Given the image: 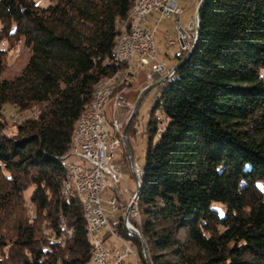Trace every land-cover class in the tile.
<instances>
[{"label": "trees", "instance_id": "obj_1", "mask_svg": "<svg viewBox=\"0 0 264 264\" xmlns=\"http://www.w3.org/2000/svg\"><path fill=\"white\" fill-rule=\"evenodd\" d=\"M132 5L0 0V38L29 52L4 79L0 50V264H91L81 203L62 184L78 118L122 67L113 50ZM195 20L149 114L135 231L116 229L139 250L141 237L150 264H264V0H203ZM5 106L38 113L8 138Z\"/></svg>", "mask_w": 264, "mask_h": 264}, {"label": "built area", "instance_id": "obj_2", "mask_svg": "<svg viewBox=\"0 0 264 264\" xmlns=\"http://www.w3.org/2000/svg\"><path fill=\"white\" fill-rule=\"evenodd\" d=\"M179 1L139 0V8L133 24V35L127 37V41L119 50L118 59H114L115 62H123V65H127V77L125 81H117L115 73L108 78L99 93V103L107 102V111H100L98 104L91 114L87 115L79 145H75L74 152H70L67 158L70 172L75 178L80 179L82 190L88 195L91 207L96 214V238L100 231L105 230V236L120 245L118 248L109 249L102 240L97 238L96 264H123L124 259L132 255V245H129V240L116 238L117 229L112 227L103 211L104 200L101 197L103 191L110 189L115 193L110 196L107 203L110 206V213L119 211L123 214L118 224L122 229L135 231L134 225L131 223L130 198L132 192L126 188V183H124L125 187L120 189L119 185L121 182H125V179L120 165L115 161V158L120 155L123 124L112 119L110 125L113 133H109L104 127L107 121L106 112L108 109L112 112L125 110L129 106L126 95L139 74L145 73L146 81L153 84H160L171 79L173 69H167L158 60L154 39L157 29L149 27L148 17L156 14L158 22L172 17L177 43H179L181 51L184 52L191 43L194 18L191 20V27L180 26ZM167 39L169 45L175 44L170 37ZM130 57H137V73H130ZM111 93H119L117 105H110ZM131 170L136 182L138 167L131 165ZM135 237H137L136 233Z\"/></svg>", "mask_w": 264, "mask_h": 264}, {"label": "rangeland", "instance_id": "obj_3", "mask_svg": "<svg viewBox=\"0 0 264 264\" xmlns=\"http://www.w3.org/2000/svg\"><path fill=\"white\" fill-rule=\"evenodd\" d=\"M33 1L40 7H45L48 4V0H33ZM179 7L181 10L180 25L183 26L187 18H188V23H190L193 17H195V11H193L194 10L193 5L189 1L188 4L185 3L184 5L179 3ZM159 30L164 32L165 40L163 41V38L160 37V39L156 41L157 43L158 41L159 42L162 41L161 45L163 51L161 50V52H159V50L157 48L156 49L158 50V53L164 52L163 54L168 55L167 56L168 60L163 59V62H165L167 69L172 70L179 64L177 56L181 55V53L185 54V52L181 51L179 43H177L176 33L173 30L172 22H169L168 24L162 23L159 26ZM168 36L172 41L176 43L175 46H170L168 44V39H167ZM0 50H2L4 53L2 78L11 79L14 76L18 75L22 70V68L25 66L27 59L29 57V52L23 46V43L21 41L7 42L5 40H2L1 38H0ZM150 86L152 85L150 84L148 87ZM158 86L153 87L141 97L135 111L136 114L134 113L135 114L134 119H132L133 118L132 112L134 110V106L140 94L144 90H142L141 92H137L135 94H132V92H130L129 94L126 95V99L129 106L125 110H115L113 112V116L109 112H106L107 121L105 122L104 127L111 134L113 133V131L110 125V120L116 119L122 122L124 129L125 125L129 122L132 116L129 123V125L132 124V127L129 130L128 137L126 131L127 146L124 144V140L122 139L120 155L115 158L116 163L119 164L121 167L122 174L125 179V182H121V184L119 185L121 190L125 187L124 183H126V188L129 190V192L134 193L136 190L135 178L131 170V165H136L140 170H142L144 167L145 152L148 141L146 126L149 120L150 111L155 105L157 98L160 94V90ZM105 111H107V109ZM37 113H38L37 108L20 112L10 106H5L2 111V123L4 125L3 134L8 138L16 137L18 134L17 127L22 125L25 120L35 118V116H37ZM123 129H122V133H123ZM161 129H163V125L160 124L158 130L161 131ZM113 194L115 193L112 190L106 189L105 191L102 192L101 197L104 200L103 211L106 217L108 218V220L111 222L112 227L116 229L118 222L123 217V214L119 211L113 214L109 212L110 206L108 205L107 201L110 198V196H112ZM30 195H31V188H28L27 190L24 191L23 198L26 201H29ZM216 205L217 204H213V207ZM27 210L29 216H32L33 212L31 211L29 205H27ZM131 223L134 222L131 221ZM104 232L105 230L100 231L97 234V238L99 234ZM135 238L140 240L141 248L139 250L137 247H135L132 240L129 239L131 241L129 245H132L131 249L133 254L126 257L124 259L123 264H150L147 250L146 252H144V250L142 249V244L144 245V243L142 242L141 237L139 238L135 237ZM91 243H93V241H91ZM104 244L107 248L120 247V245L111 238H109Z\"/></svg>", "mask_w": 264, "mask_h": 264}, {"label": "bare ground", "instance_id": "obj_4", "mask_svg": "<svg viewBox=\"0 0 264 264\" xmlns=\"http://www.w3.org/2000/svg\"><path fill=\"white\" fill-rule=\"evenodd\" d=\"M138 8H139V0H133V5L128 15V28L121 30L115 42V46L113 50L114 59H118L119 50L124 45V43L127 41V37H132L133 35V24L137 16ZM196 32H197L196 20H194L191 43L184 50L185 53H188L189 51L192 50L193 45L196 41V38H195ZM117 63H120L122 65V67L116 73L117 81H125L127 77V65H123V62H117ZM130 73H137V57H130ZM172 73L173 74L175 73V69L172 71ZM107 81L108 79L103 80L102 82H100L94 87L93 96H92V100L90 104L88 105L85 112H83L81 116L78 118L75 124L69 154L70 152H74L75 145H79L80 135L83 130V125H84L87 115H90L91 112L94 110V108L98 104H99V110L104 111L105 104L107 102L99 103V93L102 87H104V85L107 83ZM110 101L112 102L113 105H117L119 101V93H111ZM140 182H141V172L138 168L137 174H136V182H135L136 190L134 193H131V198H130V207L132 208V214H131L132 221H137L139 218L138 207H137V193L139 191H137V189L140 187ZM62 189H63L62 191H63L64 197H70L74 194L73 196L76 195L81 203L83 214H84L86 233L90 241H93L91 255H90L91 264H96L97 263V256H96L97 239L95 236L96 214L91 207V202L88 198V195L86 194L85 191L82 190V184L80 183V179L75 178V176L70 172L69 163L67 164V174L62 184ZM116 238L123 240L117 231H116Z\"/></svg>", "mask_w": 264, "mask_h": 264}, {"label": "crops", "instance_id": "obj_5", "mask_svg": "<svg viewBox=\"0 0 264 264\" xmlns=\"http://www.w3.org/2000/svg\"><path fill=\"white\" fill-rule=\"evenodd\" d=\"M188 1L190 2V3H192V5H193V11H195V15H196V9H197V7H198V4L200 3V1L201 0H180L179 1V3L180 4H185V3H187L188 4ZM196 17V16H195ZM195 17H193L194 19H193V22H194V20H195ZM158 18H157V15L156 14H152L151 16H149L148 17V23H149V27H151V28H154V27H156V33H155V35H154V39H155V45H156V48L159 50V52H161V50H162V41H158V43L156 42L157 40H159L160 39V37H162L163 38V41L165 40V34H164V32H162V31H160L159 30V26L163 23H165V24H168L169 22H172V25H173V27H174V19L172 18V17H169V18H167V19H165V20H163V21H160V22H158V20H157ZM180 20H181V17L179 16V24H180ZM169 21V22H168ZM191 22V21H190ZM188 25H189V23H188V18H187V20L185 21V23H184V25L182 26V25H180L181 27H188ZM173 30H174V28H173ZM169 37V36H168ZM176 44V43H175ZM175 44H173V45H170V46H175ZM164 45V44H163ZM158 50H157V52H158ZM163 51V50H162ZM164 53V52H163ZM163 53H158V60H159V62H161V63H163L165 66H166V64H165V62H163V59L164 60H168V55H165V54H163ZM166 68H167V66H166ZM176 68V67H175ZM174 68V69H175ZM173 69V70H174ZM171 70V69H170ZM172 70V71H173ZM145 73H141V74H139V76H137V78L134 80V82H133V84H132V87L130 88V91H129V93L130 92H132V94H135V93H137V92H141L142 90H145L146 88H148V86L151 84V85H155V84H153L152 82H147L146 81V78H145ZM128 93V94H129ZM110 105H113L112 104V102L110 101ZM107 109V103L105 104V108H104V111ZM108 112L113 116V112L110 110V109H108ZM111 121V120H110ZM98 238L100 239V240H102L103 241V243H105L109 238H107L106 236H105V232L104 233H101V234H99L98 235ZM105 245V244H104ZM109 249H113L112 247H110Z\"/></svg>", "mask_w": 264, "mask_h": 264}, {"label": "water", "instance_id": "obj_6", "mask_svg": "<svg viewBox=\"0 0 264 264\" xmlns=\"http://www.w3.org/2000/svg\"><path fill=\"white\" fill-rule=\"evenodd\" d=\"M202 1L203 0H201L200 1V3L198 4V7H197V9H196V17H197V20L199 21V9H200V6H201V3H202ZM192 26V22H190L189 23V25H188V27H191ZM198 28V27H197ZM190 53L191 52H189L187 55H186V57L184 58V60L178 65V66H176V68H175V71L188 59V57H189V55H190ZM161 84V83H160ZM160 84H155V85H152V86H150V87H148V88H146L141 94H140V96H139V98H138V100H137V102H136V104H135V106H134V110H133V112H132V116H133V114L135 113V111H136V108H137V106H138V104H139V101H140V99H141V97L144 95V94H146V92H148L150 89H152L153 87H157L158 85H160ZM132 116H131V118H132ZM131 118H130V120H131ZM130 120H129V122L125 125V127H124V129H123V133H122V137H123V140H124V144L127 146V142H126V131H127V127H128V125H129V123H130ZM137 191H139V188L137 189ZM142 249L144 250V252H146V249H145V246L142 244Z\"/></svg>", "mask_w": 264, "mask_h": 264}, {"label": "snow or ice", "instance_id": "obj_7", "mask_svg": "<svg viewBox=\"0 0 264 264\" xmlns=\"http://www.w3.org/2000/svg\"><path fill=\"white\" fill-rule=\"evenodd\" d=\"M245 167H247V165H245ZM217 211L219 212V215H220L221 217H223L224 213H223L222 211H220L219 209H217Z\"/></svg>", "mask_w": 264, "mask_h": 264}]
</instances>
